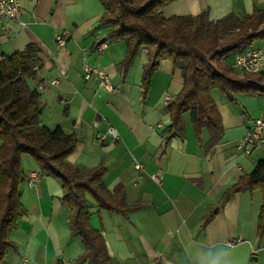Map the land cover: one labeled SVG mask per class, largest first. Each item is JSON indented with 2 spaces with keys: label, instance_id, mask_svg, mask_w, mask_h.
<instances>
[{
  "label": "crops",
  "instance_id": "obj_1",
  "mask_svg": "<svg viewBox=\"0 0 264 264\" xmlns=\"http://www.w3.org/2000/svg\"><path fill=\"white\" fill-rule=\"evenodd\" d=\"M19 4L18 17L0 20V59L28 43L37 47L42 65L28 85L39 93L40 124L74 133L77 142L65 161L80 173L103 166L107 190L118 188L130 206L125 212L109 211L86 194L89 224L102 235L110 263L264 264V233L257 227L262 192L243 187L219 204L224 192L264 159V143L248 154L237 148L253 120L264 118V93H235L229 98L210 89L221 118V136L211 143L204 128L197 137L185 112L182 135L169 137L168 103L183 85L179 67L161 60L143 94L144 48L123 79L125 41L104 40L106 46L96 48L110 28L99 24L104 12L100 0ZM254 7L264 9V0H171L161 14L194 16L205 11L215 21L229 13L247 15ZM62 31L63 46L55 41ZM248 48L264 53V39L242 50ZM229 57L232 65L233 55ZM83 59L106 74L111 90L95 76L84 78ZM259 73L264 75V62ZM52 80L56 83L50 84ZM110 127L116 130L115 140ZM21 168L24 212L7 230L13 246L0 264H76L84 247L81 237L71 234L61 181L42 172L27 154L21 156ZM32 174L38 176L30 182Z\"/></svg>",
  "mask_w": 264,
  "mask_h": 264
},
{
  "label": "trees",
  "instance_id": "obj_2",
  "mask_svg": "<svg viewBox=\"0 0 264 264\" xmlns=\"http://www.w3.org/2000/svg\"><path fill=\"white\" fill-rule=\"evenodd\" d=\"M171 0H100L104 12L99 24L110 26L103 40H123L125 56L121 62L124 78L138 51L144 48L147 60L142 67L141 87L146 94L150 80L161 60L181 70L183 85L168 103L169 137L182 135L183 114L189 112L196 136L206 128L211 143L222 134L220 115L210 89L232 98L235 93H264V75L237 74L226 58L255 40L264 39V9L254 7L247 15L229 13L211 21L205 11L194 16L164 17L161 8ZM95 44H98L95 43ZM37 47L28 43L0 59V262L13 246L7 230L23 215L19 183L24 177L21 156L27 154L42 172L58 178L62 184V202L70 209L71 234L82 239L84 251L76 264H111L102 235L89 224L86 194L100 207L125 212L123 192L105 187L103 166L80 173L65 157L74 149L77 138L60 126L47 127L39 122L41 102L28 78L41 67ZM243 187L258 188L264 198V159L256 161L222 195L219 204ZM264 233V204L257 222Z\"/></svg>",
  "mask_w": 264,
  "mask_h": 264
},
{
  "label": "built area",
  "instance_id": "obj_3",
  "mask_svg": "<svg viewBox=\"0 0 264 264\" xmlns=\"http://www.w3.org/2000/svg\"><path fill=\"white\" fill-rule=\"evenodd\" d=\"M20 0H0V20L3 18H15L20 15ZM66 32L62 31L55 37V41L58 45L63 46L66 41ZM106 41H101L96 45V48L103 49L106 46ZM262 62H264V53L257 48H248L245 50L238 51L233 55L232 67L238 73H258L261 70ZM83 75L85 79H89L95 76L99 83L108 88L112 89V84L106 74L97 67V65L90 64L86 59L82 61ZM56 83V80H52L50 84ZM42 86L39 85L38 89ZM169 99L168 96L165 97ZM112 139L115 140L117 137L116 130L113 127L108 129ZM98 138H102L101 136ZM264 143V118H255L245 134L239 139L237 148L242 153L248 154L256 145ZM136 168H140L139 163H135ZM37 174L30 176V182L35 181ZM157 180L158 178L155 177Z\"/></svg>",
  "mask_w": 264,
  "mask_h": 264
},
{
  "label": "rangeland",
  "instance_id": "obj_4",
  "mask_svg": "<svg viewBox=\"0 0 264 264\" xmlns=\"http://www.w3.org/2000/svg\"><path fill=\"white\" fill-rule=\"evenodd\" d=\"M228 58H229V59L227 60V62H230V61H231V57L228 56ZM243 74H246V73H237V74H236V73L234 72V75H236V76H241V75H243Z\"/></svg>",
  "mask_w": 264,
  "mask_h": 264
}]
</instances>
